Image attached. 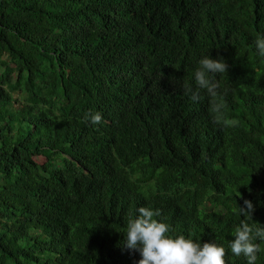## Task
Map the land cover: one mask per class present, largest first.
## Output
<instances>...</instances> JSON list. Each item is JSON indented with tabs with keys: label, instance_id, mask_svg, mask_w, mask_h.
I'll return each instance as SVG.
<instances>
[{
	"label": "trees",
	"instance_id": "trees-1",
	"mask_svg": "<svg viewBox=\"0 0 264 264\" xmlns=\"http://www.w3.org/2000/svg\"><path fill=\"white\" fill-rule=\"evenodd\" d=\"M261 33L264 0H0V264H138L140 207L246 264L228 245L245 199L264 226ZM207 55L229 66L219 114L183 88Z\"/></svg>",
	"mask_w": 264,
	"mask_h": 264
},
{
	"label": "clouds",
	"instance_id": "clouds-1",
	"mask_svg": "<svg viewBox=\"0 0 264 264\" xmlns=\"http://www.w3.org/2000/svg\"><path fill=\"white\" fill-rule=\"evenodd\" d=\"M253 43L257 55L264 57V33L257 35ZM228 67L223 58L202 56L193 73L194 86L183 84L185 94L192 102H198L201 90H205L211 98L210 111L219 114L224 105L215 77L228 71ZM84 118L92 126L100 125L103 121L100 112H89ZM254 211L255 206L250 200L245 199L243 206L238 205V214L242 219L234 229V239L228 245L230 253L236 257L243 256L246 264H256L260 253L257 241L264 242V226L252 222ZM160 215L158 209L140 207L136 215L127 218L121 246L139 253L141 259L138 264H225L226 253L222 245L213 241L200 243L183 234L172 235L169 226L157 219Z\"/></svg>",
	"mask_w": 264,
	"mask_h": 264
}]
</instances>
